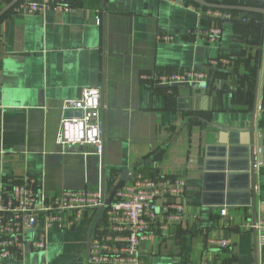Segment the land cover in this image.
I'll use <instances>...</instances> for the list:
<instances>
[{
	"label": "crops",
	"instance_id": "0c3cea01",
	"mask_svg": "<svg viewBox=\"0 0 264 264\" xmlns=\"http://www.w3.org/2000/svg\"><path fill=\"white\" fill-rule=\"evenodd\" d=\"M65 2L67 9L29 14L15 4L0 16V192L24 177L50 197L100 182L108 194L128 168L181 176L185 216L144 242L139 264H264V246L249 229L264 219V18L235 12L220 22L214 43L190 34L217 22L192 10L199 5L190 0ZM7 3L0 0V9ZM165 35L171 38H159ZM220 58L228 62L208 66ZM187 68L209 71L208 83L157 87L140 77ZM94 86L102 91L100 157L90 144L55 142L63 102ZM215 125L234 129L224 132L225 142ZM251 133L260 165L249 194L246 176L228 179L229 190L227 178L223 189L218 177L206 180L205 161L212 159L210 172L217 173L229 147L236 148L232 167L241 166L238 149ZM221 198L231 203L216 204ZM90 226V212L71 227L53 225L40 251L30 245L43 227L39 219L23 252L0 264H87Z\"/></svg>",
	"mask_w": 264,
	"mask_h": 264
},
{
	"label": "built area",
	"instance_id": "2783aa9c",
	"mask_svg": "<svg viewBox=\"0 0 264 264\" xmlns=\"http://www.w3.org/2000/svg\"><path fill=\"white\" fill-rule=\"evenodd\" d=\"M243 1H256L264 6V0ZM17 5L27 14L49 8H69L65 0H20ZM190 8L217 21L214 25L190 31L191 35L209 42L219 41L222 20L234 18L233 12L229 10L194 5ZM245 20L243 17L242 21ZM96 22L99 23L98 17ZM159 38L169 40L171 37L165 35ZM227 62L223 58L210 59L208 66L221 67ZM140 77L152 86L186 82L203 83L205 86L209 81V71L196 68L154 70L146 71ZM101 101L100 86L84 87L78 98L65 100L61 106L55 142L62 147L90 144L100 157L103 151ZM259 165L260 161H254L253 172ZM128 175L129 182L115 190L109 204L105 202L109 193L101 189V182L95 189L61 190L57 195L48 197L40 191L34 180L24 177L14 183L9 191L0 192V260L16 257L23 252L25 235L32 232L30 230L39 219L43 227L31 238L30 245L35 250L45 251L47 232L53 225L71 227L90 212L87 264H139L144 242L158 232L169 229L185 216L183 203L179 199L184 196L186 181L177 175L156 172L145 175L137 168H131ZM104 206L105 211L97 220ZM64 213H70L66 220ZM225 214L226 210L222 209L221 215ZM249 229L255 234L258 246H264V219L257 218ZM216 243L224 248L228 246L229 240L217 239Z\"/></svg>",
	"mask_w": 264,
	"mask_h": 264
},
{
	"label": "water",
	"instance_id": "95a60500",
	"mask_svg": "<svg viewBox=\"0 0 264 264\" xmlns=\"http://www.w3.org/2000/svg\"><path fill=\"white\" fill-rule=\"evenodd\" d=\"M20 0H11L9 1L2 9H0V16L3 15L8 9H10L12 6H14L15 4H17ZM200 6H204L207 8H212V9H220V10H234V11H241V12H249V13H256V14H260L263 18H264V7L262 6H253V5H243V4H225V3H220V2H209L206 0H190ZM188 84H193V85H203V83H175V84H171V85H159L157 87H171V86H177V85H188ZM216 129L222 131L223 134L220 135V141L225 142L224 139V132H233L234 129H228L226 127H221V126H216ZM234 133L229 134V143H234L236 144V142H233L234 140ZM233 138V139H232ZM244 144H247L246 146H242L240 147L238 150L244 151L241 156H238L242 158V161H240L241 166L238 168H233L232 165L235 164V161L231 158H233V155H231V151L235 148L234 147H229V153H228V158H225V156H221L219 160L216 161V165L217 168H215V170L217 171V173H213L210 172L212 171V167L209 165V163H213L212 159H207L205 161L206 163V169L209 170V172H207L205 174V179L206 180H211L213 177H218L219 179H221V183H220V187L221 189H223V183L224 180L226 181L227 178V185L226 190H229V181L228 179H231V177H235L236 175L238 176H246V178L249 180V183L246 182V184H244V188L248 193V190L251 191V188L254 186V172L251 171V166L254 163L255 160V154H254V135L253 133H251V135L249 136V139L244 142ZM244 158V159H243ZM226 159V160H225ZM228 160V161H227ZM228 165H225V164ZM234 166V165H233ZM227 168V169H226ZM131 168L125 169L124 171H122L121 174V178L120 180L115 184V186L112 188V190L109 192L108 196L105 199L106 204H109L111 202L112 196L115 192V190L117 188H119L122 184H124V182L126 180L129 179V175L128 172L130 171ZM241 171H244L245 173H242ZM225 184V183H224ZM101 189L103 190V186H102V182H101ZM251 196V195H250ZM253 200H250L249 202H247L246 204L251 203ZM216 204L223 206V205H228L231 202L230 201H226L223 200L222 198L215 201ZM254 202V201H253ZM106 206H104L100 212V214L97 217V220H99L101 218V216L103 215L104 211H105ZM96 220V221H97Z\"/></svg>",
	"mask_w": 264,
	"mask_h": 264
},
{
	"label": "trees",
	"instance_id": "16d2710c",
	"mask_svg": "<svg viewBox=\"0 0 264 264\" xmlns=\"http://www.w3.org/2000/svg\"><path fill=\"white\" fill-rule=\"evenodd\" d=\"M9 2V1H8ZM194 3V2H193ZM244 3H246V4H244ZM253 3V1H243V0H241L240 2H239V4H243V5H249V4H252ZM255 3V2H254ZM196 4V3H195ZM256 4H258L259 6H262V7H264L263 6V4L262 3H256ZM198 5V4H197ZM200 6V5H199ZM201 7H203V8H207V7H204V6H201ZM229 11H231V12H233V14H235V12H238V11H234V10H229ZM244 13V15H253V14H255V15H260V14H256V13H249V12H243Z\"/></svg>",
	"mask_w": 264,
	"mask_h": 264
}]
</instances>
